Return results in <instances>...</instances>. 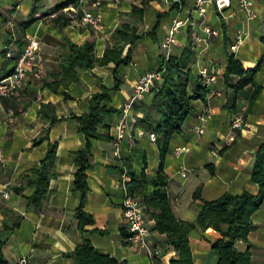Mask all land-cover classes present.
<instances>
[{
  "label": "crops",
  "instance_id": "obj_1",
  "mask_svg": "<svg viewBox=\"0 0 264 264\" xmlns=\"http://www.w3.org/2000/svg\"><path fill=\"white\" fill-rule=\"evenodd\" d=\"M65 1L0 0V77L13 68L27 36L38 39L42 60L41 71L35 67L27 74L21 96L0 100V240L6 264H15L20 257H27L28 264H75L67 254L83 237L97 251L119 263L152 264L147 253L132 245L126 236L121 207L123 191L119 185L123 173L129 179L127 169L137 176L142 172L149 177L158 169L157 145L150 141L149 131L140 121L149 109L152 93H146L132 106L131 134L121 142L119 157L114 156L113 126L133 94L135 80L157 68L159 56L164 53L161 42L176 17L187 18L188 22L175 34L171 53L178 55L190 46L195 55L193 74L196 76L205 67L215 79L205 100L194 102L195 112L205 106L211 113L204 134L193 131L195 116H189L170 142L163 172L175 217L194 225L188 232L193 264H216L218 258L211 245L217 233L196 225L203 201L215 200L224 193L259 192L258 185L251 180V170L255 152L264 141V0H252L256 15L252 19L247 18L246 10L239 7L237 0H230L224 15L218 14L212 2L203 4L204 13L200 15L194 9L195 0H185L179 7L174 6L179 0H102L101 28L97 31L82 25L79 18H67L56 8ZM51 13L56 15L49 17ZM121 24L133 26L139 39L131 47L129 64L118 68L123 81L120 88L108 94L106 106L115 112L105 118V126L98 127V137L89 139L84 210L94 222L81 232L74 216L80 194L73 190L77 168L73 152L85 147V138L75 117L86 113L91 95L102 85L113 86L114 65L80 71L78 79L67 86L61 82V76L70 43L93 42L95 56L101 57L112 46L113 33ZM239 35L242 43L231 50ZM7 50L11 51V58L6 56ZM231 55L245 68H257L255 82L259 88L255 102L250 107L239 102L236 112L228 107L234 92L223 77ZM9 110L15 115L12 121H7ZM238 115L244 124L242 129L231 127L232 119ZM138 129L145 133L139 136ZM43 135L46 138L42 142L33 144ZM50 144H56V152L49 195L40 206H28L25 196L31 190L25 179L39 167ZM149 144L157 148L151 164L147 160ZM184 145L190 147L188 153L179 156L173 153L174 147ZM181 165L191 169L186 178L177 173ZM196 189L200 194L193 198ZM3 193L8 196L3 197ZM134 194L140 199V193ZM144 221L149 229V244L163 255L158 264H174L170 261L176 259V253L164 244V235L152 229L154 221L149 214H144ZM250 221L253 228L247 239L235 245L239 251L248 249L252 264H264V203L252 213Z\"/></svg>",
  "mask_w": 264,
  "mask_h": 264
},
{
  "label": "trees",
  "instance_id": "obj_2",
  "mask_svg": "<svg viewBox=\"0 0 264 264\" xmlns=\"http://www.w3.org/2000/svg\"><path fill=\"white\" fill-rule=\"evenodd\" d=\"M184 1L179 0L174 6H181ZM70 2L67 0L56 8L62 9ZM138 39L139 35L133 26L121 24L113 33L112 46L106 48L101 57L95 56L94 43L90 41L81 45L70 43L65 57L64 71L61 76L64 86L76 81L80 71L110 63L114 65L113 86L107 88L102 85L99 91L91 95L86 113L75 117L80 123V131L85 138V147L73 152L77 167L74 172L73 190L80 194V202L74 216L81 232H84L85 226L94 222L92 215L84 210V200L88 191L86 171L90 166L89 139L98 137V127L105 126L103 125L105 118L115 112L113 108L106 106L108 94L109 91H117L120 88L123 81L118 68L129 64L131 47ZM125 48L127 50L123 55ZM9 52L8 58H11V51ZM194 62L195 55L190 46L184 47L178 55L170 53L168 57H165L162 53L159 56L155 70L160 72L161 79L151 88L152 99L149 109L140 119L145 128L157 136L155 143L159 151V166L152 177L142 172L137 176L130 169L126 170L129 176L126 182L129 193L135 197L134 193H140L144 214H149L154 221L152 229L164 235V244L176 253V259L170 261L174 264H193L188 245V232L194 225L179 220L172 211L167 191V178L163 172V160L174 136L180 133L187 118L195 115L194 102L205 100L209 91L202 84L198 74L196 76L193 74ZM256 70V67L245 68L233 55L228 57L223 77L234 92V96L228 101V107L232 112L237 111L239 102H245L249 107L255 102L259 91L255 82ZM11 71L12 69L8 74ZM44 138L46 135L35 140L33 144H39ZM55 152L56 144H50L39 167L33 169L26 177L25 185L31 190L25 196L28 206L38 207L47 199ZM251 180L258 185V194L224 193L215 200H204L198 212L196 225L202 229L211 228L218 235L211 245L218 258L216 264H252L248 249L239 251L235 244L239 240L247 239L248 233L253 228L250 217L264 203V141L259 144L255 152ZM149 187L151 189L148 191ZM199 192L200 190L196 189L193 198L198 197ZM126 236L129 237L130 234ZM2 246L3 241L0 240V264H6ZM67 257L71 258L75 264H122L110 255L97 251L87 237H83L74 250L67 254Z\"/></svg>",
  "mask_w": 264,
  "mask_h": 264
},
{
  "label": "built area",
  "instance_id": "obj_3",
  "mask_svg": "<svg viewBox=\"0 0 264 264\" xmlns=\"http://www.w3.org/2000/svg\"><path fill=\"white\" fill-rule=\"evenodd\" d=\"M71 2L60 9V11L66 15L69 19L79 18V22L82 25H88L91 29L97 31L101 28V15L100 8L102 0H70ZM239 7L246 10L247 18H254L255 12L252 9V0H237ZM205 2H212L216 11L220 15H224V9L229 7L230 0H195L194 9L198 11L200 15L204 13L203 4ZM56 14L51 13L49 17H54ZM36 17H41L36 14ZM188 22L187 18L176 17L172 25L167 31L166 36L161 42V49L163 50L165 57H168L171 53L172 46L175 44V34L178 30ZM207 33H213L209 29H205ZM243 39L239 35L236 41L231 45V50L236 48L242 43ZM6 56H10V52H6ZM42 60L40 56V45L37 38L32 36L26 37V44L23 51L17 56L12 71L3 77H0V100L7 98H16L23 94L25 78L29 72L35 67L38 71L42 69ZM198 76L202 81L205 88L208 89L209 85L214 81L215 77L209 73L207 68L203 67L198 70ZM161 79L160 72L156 70L147 71L140 75L134 82L133 94L127 101V103L121 109V115L117 123L114 124V156H120V144L121 142L131 134V123L129 122V113L132 106L142 100L146 93H149L155 82ZM196 124L192 126L193 131L197 135H202L205 132V124L211 118L210 110L207 107H202L195 113ZM15 119L14 112L9 110L7 112V121ZM231 127L234 129H242L244 124L240 115L235 116L231 121ZM145 132L142 129L137 130L139 136ZM148 137L151 142L156 141V134L153 132L148 133ZM190 151L189 146H176L173 148L175 155H184ZM216 155L215 151H212ZM1 159V153H0ZM191 169L181 165L177 171L181 178H186ZM126 173L122 174L119 181V185L123 191V199L121 203L123 217L126 221V229L130 236L128 240L132 245H135L143 249L151 260L152 264H158L162 261L163 255L161 251L155 247H152L148 241L149 229L145 225L144 221V206L140 199L131 195L127 189ZM3 197H7V193L2 194ZM15 264H28L27 257H20Z\"/></svg>",
  "mask_w": 264,
  "mask_h": 264
},
{
  "label": "rangeland",
  "instance_id": "obj_4",
  "mask_svg": "<svg viewBox=\"0 0 264 264\" xmlns=\"http://www.w3.org/2000/svg\"><path fill=\"white\" fill-rule=\"evenodd\" d=\"M40 18V17H39ZM198 74V73H197ZM153 151V152H152ZM156 151H157V148L155 147V146H152V145H148V147H147V152H148V157H147V160H148V163L149 164H151L152 162H153V160H155L154 158H153V154L152 153H154V155H157L156 154ZM155 157V156H154ZM157 157V156H156Z\"/></svg>",
  "mask_w": 264,
  "mask_h": 264
}]
</instances>
